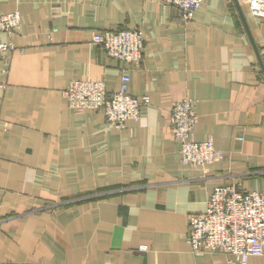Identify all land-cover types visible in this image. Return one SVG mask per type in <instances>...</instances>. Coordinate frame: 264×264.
Wrapping results in <instances>:
<instances>
[{
	"label": "crops",
	"instance_id": "1",
	"mask_svg": "<svg viewBox=\"0 0 264 264\" xmlns=\"http://www.w3.org/2000/svg\"><path fill=\"white\" fill-rule=\"evenodd\" d=\"M241 6L255 45L235 0H203L187 23L146 0H0L22 18L0 33L18 48L0 56V264H242L187 242L216 187L264 192V19ZM134 28L147 37L135 67L92 41ZM124 73L150 98L139 119L116 128L68 105L72 81L113 92ZM186 98L194 138L223 153L204 167L182 164L172 132Z\"/></svg>",
	"mask_w": 264,
	"mask_h": 264
},
{
	"label": "built area",
	"instance_id": "2",
	"mask_svg": "<svg viewBox=\"0 0 264 264\" xmlns=\"http://www.w3.org/2000/svg\"><path fill=\"white\" fill-rule=\"evenodd\" d=\"M146 1L175 6L180 20L187 23L203 0ZM239 1L253 16L264 19V0ZM21 26L18 12L0 15V33L18 32ZM146 39L142 29L134 28L99 32L92 41L100 45L109 58L124 60L135 67L143 58ZM17 49L13 42H0L1 57ZM130 81V75L124 73L120 89L111 92L102 81L78 79L72 81L64 93L73 110H102L108 124L123 128L127 121L139 119L142 108L150 103L148 96L137 98L129 94ZM194 105L190 98L174 102L171 128L181 144L182 164L204 167L223 153L215 148L212 140L194 138L197 120ZM187 242L195 254L224 252L235 256L242 264L252 256L264 254V192L241 190L235 185L216 187L209 196L206 211L190 217Z\"/></svg>",
	"mask_w": 264,
	"mask_h": 264
},
{
	"label": "water",
	"instance_id": "3",
	"mask_svg": "<svg viewBox=\"0 0 264 264\" xmlns=\"http://www.w3.org/2000/svg\"><path fill=\"white\" fill-rule=\"evenodd\" d=\"M235 2H236L237 6H238V8H239V11H240L241 17H242L243 22H244V24H245V26H246V29H247V31H248V34H249V36H250L252 42H253L254 45H255V40H254V38H253V36H252V34H251V30H250V27H249V25H248V22H247V19H246L245 13H244V11H243V9H242V6H241V4H240V1H239V0H235ZM256 50H257V49H256ZM257 54H259V51H258V50H257ZM259 58L261 59L260 54H259ZM261 63H262V66H263V68H264V64H263L262 61H261Z\"/></svg>",
	"mask_w": 264,
	"mask_h": 264
}]
</instances>
